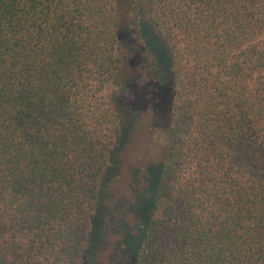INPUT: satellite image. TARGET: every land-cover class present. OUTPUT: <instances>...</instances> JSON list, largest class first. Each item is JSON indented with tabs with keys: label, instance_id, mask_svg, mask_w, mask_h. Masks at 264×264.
Returning <instances> with one entry per match:
<instances>
[{
	"label": "trees",
	"instance_id": "trees-1",
	"mask_svg": "<svg viewBox=\"0 0 264 264\" xmlns=\"http://www.w3.org/2000/svg\"><path fill=\"white\" fill-rule=\"evenodd\" d=\"M117 2L0 0V264H87L100 240ZM147 2L170 146L134 264H264V0Z\"/></svg>",
	"mask_w": 264,
	"mask_h": 264
},
{
	"label": "rangeland",
	"instance_id": "rangeland-1",
	"mask_svg": "<svg viewBox=\"0 0 264 264\" xmlns=\"http://www.w3.org/2000/svg\"><path fill=\"white\" fill-rule=\"evenodd\" d=\"M116 6L125 88L119 105L127 107L128 121L101 189V237L87 264L135 263L170 146L169 54L147 22V0Z\"/></svg>",
	"mask_w": 264,
	"mask_h": 264
}]
</instances>
